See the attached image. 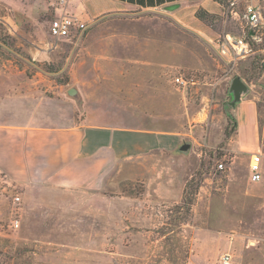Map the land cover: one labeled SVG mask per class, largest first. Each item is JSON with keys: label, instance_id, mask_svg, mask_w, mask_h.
<instances>
[{"label": "rangeland", "instance_id": "rangeland-1", "mask_svg": "<svg viewBox=\"0 0 264 264\" xmlns=\"http://www.w3.org/2000/svg\"><path fill=\"white\" fill-rule=\"evenodd\" d=\"M220 2L222 13L180 6L90 18L78 43L55 48L51 0H0V120L66 125L104 113L117 124L120 93L173 88L171 111L137 114L161 126L172 113L185 132L171 168L146 162L136 179L113 169L102 190L26 192L0 174V264H219L227 252L231 264H264V177L249 180L250 158L229 150L223 126L240 76L251 88L243 101L257 109L264 170V28L245 57H221L218 44L243 30ZM250 2L264 16V0ZM250 239L259 244L247 248Z\"/></svg>", "mask_w": 264, "mask_h": 264}, {"label": "crops", "instance_id": "crops-1", "mask_svg": "<svg viewBox=\"0 0 264 264\" xmlns=\"http://www.w3.org/2000/svg\"><path fill=\"white\" fill-rule=\"evenodd\" d=\"M172 5L192 7L194 12L199 9L209 13L223 11L220 0L82 1L89 18L93 19L133 10H165ZM172 98L173 88H165L160 94L120 93L115 104L119 113L117 124L109 123L104 113H94L101 116L99 121L89 114L81 121L70 119L66 125L0 120V174L26 192L35 188L96 191L109 184L113 169L121 176L136 179L143 167L148 166L146 162L151 163L150 170L160 163L171 168L179 158L177 150L185 132L174 129L172 113L161 126L156 116L142 118L137 113L157 110L158 104L165 105V112L171 111ZM234 116L238 128L228 144L229 150L242 152L251 159L260 141L256 106L242 100ZM226 124L227 121L223 126Z\"/></svg>", "mask_w": 264, "mask_h": 264}, {"label": "built area", "instance_id": "built-area-1", "mask_svg": "<svg viewBox=\"0 0 264 264\" xmlns=\"http://www.w3.org/2000/svg\"><path fill=\"white\" fill-rule=\"evenodd\" d=\"M83 0H51L52 20L50 24V34L56 40L55 48L59 42L66 41L78 43L89 28L88 13L82 6ZM227 2L228 16L240 22L243 30L241 37L226 36V39L218 44V52L221 57H232L231 60L245 57L252 51V40L258 39V34L264 28V16L262 10L252 4L250 0H225ZM253 33V35H250ZM261 69L264 75V61ZM175 83L186 88L188 82L182 77H176ZM218 169L224 171L225 163L221 162ZM263 154L259 150L251 155L249 164V180L257 183L263 180ZM16 201H20L17 197ZM14 226L19 227L16 221ZM259 244L257 239L247 241V248L255 247ZM232 254L224 253L219 260V264H231Z\"/></svg>", "mask_w": 264, "mask_h": 264}, {"label": "water", "instance_id": "water-1", "mask_svg": "<svg viewBox=\"0 0 264 264\" xmlns=\"http://www.w3.org/2000/svg\"><path fill=\"white\" fill-rule=\"evenodd\" d=\"M179 8L180 5H172L166 7L165 10L169 12H174ZM250 35H253V33H251ZM250 94V86L240 76L233 77L230 80L228 88L229 100L226 102V115H232L233 111L236 109L237 104L240 103L246 97H248ZM68 95L77 98L79 96V90L77 88H71L68 91Z\"/></svg>", "mask_w": 264, "mask_h": 264}, {"label": "trees", "instance_id": "trees-1", "mask_svg": "<svg viewBox=\"0 0 264 264\" xmlns=\"http://www.w3.org/2000/svg\"><path fill=\"white\" fill-rule=\"evenodd\" d=\"M252 42V41H251ZM253 45V42H252ZM226 114V113H225ZM227 125L225 127V141L224 143H228L232 136L235 134L238 128V123L234 115L227 116Z\"/></svg>", "mask_w": 264, "mask_h": 264}]
</instances>
